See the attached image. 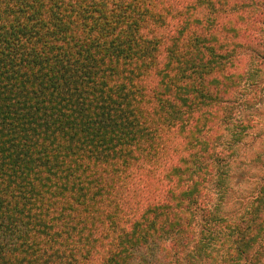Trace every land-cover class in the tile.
Wrapping results in <instances>:
<instances>
[{
  "label": "trees",
  "instance_id": "1",
  "mask_svg": "<svg viewBox=\"0 0 264 264\" xmlns=\"http://www.w3.org/2000/svg\"><path fill=\"white\" fill-rule=\"evenodd\" d=\"M263 103L264 0H0V264H262Z\"/></svg>",
  "mask_w": 264,
  "mask_h": 264
},
{
  "label": "rangeland",
  "instance_id": "2",
  "mask_svg": "<svg viewBox=\"0 0 264 264\" xmlns=\"http://www.w3.org/2000/svg\"><path fill=\"white\" fill-rule=\"evenodd\" d=\"M243 114L246 118L251 117L254 120L255 127L249 129L252 136L246 139V142H244V145L239 150L240 154H245L246 157L242 158L243 160L240 163L232 165L235 173L233 184L239 194L241 191L243 194H246L247 191L253 188L256 181L264 178V103L259 110L255 108L248 109ZM255 152L262 153L263 160L256 159L251 162V157L255 155ZM242 173L246 175L245 180L237 187L235 182L239 181L238 177ZM262 264H264V261Z\"/></svg>",
  "mask_w": 264,
  "mask_h": 264
}]
</instances>
